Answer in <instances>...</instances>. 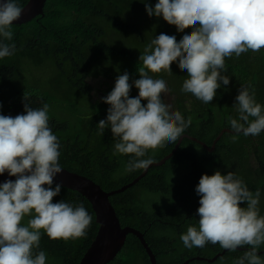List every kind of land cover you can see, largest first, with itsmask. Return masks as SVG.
<instances>
[{"label": "trees", "instance_id": "obj_1", "mask_svg": "<svg viewBox=\"0 0 264 264\" xmlns=\"http://www.w3.org/2000/svg\"><path fill=\"white\" fill-rule=\"evenodd\" d=\"M20 2L25 7L29 0ZM145 2L154 6L156 0H46L41 15L26 24L15 25V54L0 60V115L14 117L22 114L24 93L34 108L49 104V126L61 145L59 162L64 169L81 173L106 192L132 183L144 170L122 174L129 157L114 156L115 141L110 130L106 128L102 134L96 126L106 118L109 106L93 100L95 90L88 78L104 76L113 88L117 77L113 70L116 69L125 70L130 83L139 79V55L157 33L173 34V29L159 18H154V26L146 32L127 23L116 22L119 30L136 32L138 40L127 41L114 28L104 31L100 25L93 27L90 14L112 8L122 15L121 4L126 18ZM105 16L108 17L106 21L114 20L104 12ZM80 20L84 24L79 23ZM191 28L192 25H188L185 30L190 31ZM182 34V31H177L178 39ZM50 65L57 70L54 79H50V88L42 90V76L33 73H41ZM225 67L224 74L230 77V83L217 89V95L209 104L180 91L187 73L178 63L171 67L173 74L167 75L164 71L157 77L151 74L169 83L170 93L176 97V111L186 119L191 117V124L183 135L197 138L211 148L223 129L231 130L226 118L236 117L232 106L241 85L251 83L257 102L264 105V48L257 52L249 50L239 57L235 54L226 57ZM62 84L66 88L65 97L55 92L62 89ZM137 95L135 88L130 90V98ZM51 104L64 107L58 120L51 116ZM232 135L224 133L213 152L185 138L178 153L166 164L150 167L146 178L139 184L111 197L122 227L134 228L144 236L157 264H186L187 261L190 264H233L247 250L248 246H245L229 252L219 243L213 245L210 242L203 248L187 249L179 240L187 225L195 224L199 219L196 216L199 197L194 189L202 174L234 172L250 191L260 190L258 207L260 214L264 215V130L256 137L241 135L235 142ZM178 141L149 150L153 163L169 156ZM62 199L83 203L93 216L92 224L86 237L75 240L51 242L42 235L40 249L46 252L48 264H81L96 238L99 225L90 202L80 192L62 187L52 202ZM165 200L169 203L163 206L167 203L163 202ZM240 207L246 205L241 204ZM257 255L264 257V245L260 246ZM111 264H150V260L138 237L129 235L124 249Z\"/></svg>", "mask_w": 264, "mask_h": 264}, {"label": "clouds", "instance_id": "obj_2", "mask_svg": "<svg viewBox=\"0 0 264 264\" xmlns=\"http://www.w3.org/2000/svg\"><path fill=\"white\" fill-rule=\"evenodd\" d=\"M119 6L122 15L112 8L90 14L93 27L100 25L108 31L102 26L108 19L104 12L109 17L114 14L123 19L124 9ZM23 11L20 0H0V60L15 54L13 22L21 18ZM129 17L135 19V27L145 32L154 26V18L162 19L171 25L173 34L157 33L147 44L138 57L139 79L130 83L129 74L116 69L113 88L104 76L89 78L99 84L98 88L91 84L95 90L93 95L100 98L98 102L109 106L106 118L96 126L102 134L106 128L110 130L115 141L114 156L129 157L122 170L124 175L148 169L154 162L148 155L149 150L154 151L165 143L175 144L191 124V117L186 119L162 99V94L170 92L169 83L151 74L155 77L162 71L173 74L171 67L178 63L187 73L180 91L209 104L217 89L230 83V77L224 74L225 58L264 48V0H156L154 6L147 2L138 5ZM106 22L126 36L128 31L119 30L114 20ZM79 23L84 24L82 20ZM188 25H192L190 31L185 30ZM176 30L183 32L179 39ZM104 82L112 88L109 93L104 91ZM133 88L138 95L130 98ZM23 102L22 114L0 115V175L7 173L15 177L0 183V264H48L46 252L40 249L42 235L51 242L86 237L93 216L83 203L65 199L52 202L63 187L60 183L53 187L54 179L64 168L59 162L60 142L49 126L50 106L44 103L32 107L25 93ZM232 107L236 117L229 116L226 121L233 133V142L241 135L261 134L264 105L257 102L251 83L241 85ZM194 191L199 197L196 210L199 219L180 234L183 246L192 249L203 248L209 242L219 243L229 252L248 246L233 264H264V257L257 255L264 245V215L258 207L260 190L250 191L234 172L222 175L215 171L212 175L202 174ZM112 196L109 203L115 208ZM241 204L246 207H240ZM115 211L117 214L116 208ZM95 217L97 223L96 213ZM117 217L121 223L118 214ZM125 228L131 227H122Z\"/></svg>", "mask_w": 264, "mask_h": 264}, {"label": "water", "instance_id": "obj_3", "mask_svg": "<svg viewBox=\"0 0 264 264\" xmlns=\"http://www.w3.org/2000/svg\"><path fill=\"white\" fill-rule=\"evenodd\" d=\"M45 3L46 0H29L27 5L24 7L21 18L17 22H13L14 25L26 24L34 20L37 16L43 13ZM224 133L233 134L230 130L223 129L217 139L214 141L212 148L202 141L198 140L197 138L191 137L189 135H183L179 139L174 151L169 156L164 158L161 162L153 163L149 166V168L153 166H163L164 164H166L168 160L173 158L178 153L185 138H189L190 140L197 142L205 147L209 152H213L216 143L220 140ZM148 169H146L143 172V175H141L131 185L125 186L122 190L111 193H106L95 182L82 175H79V173L76 172H69L63 169V171L56 176L53 185L60 183L63 185V187H67L82 193V195L92 203L94 211L97 215V223L99 224L100 229L95 242L87 251L85 257L81 261V264L113 263V261L122 251L129 235H135L139 238V241L141 242L149 257L150 264H157L156 257L154 256L152 250L146 244L144 236L134 228L122 229L115 208L109 203L110 196L115 193L124 192L128 188L134 186L147 175ZM5 180H15V177H9L7 173H5L4 175H0V183H3ZM214 260L215 258L212 261ZM212 261H209V263H212ZM186 264H190V261H187Z\"/></svg>", "mask_w": 264, "mask_h": 264}, {"label": "rangeland", "instance_id": "obj_4", "mask_svg": "<svg viewBox=\"0 0 264 264\" xmlns=\"http://www.w3.org/2000/svg\"><path fill=\"white\" fill-rule=\"evenodd\" d=\"M110 17L112 19H114L115 22H124V23L129 24L130 27H133V26L136 25V21L132 17H126V18L123 17V19H120L119 17H117L114 14H110ZM102 26H106L108 28V30H109V28H114L116 31H118L114 25H112V24H110L109 22H106V21H105V23H103ZM136 37L137 36H136L135 33L131 32V31H128L126 36L123 39L129 41V40H135ZM42 70L43 71H40L41 73L34 72L33 74L35 76H42V79H41L42 80V83H41L42 87L40 85V88H42V90H48L50 88V79H54V76H55V73H56L57 69H56V67L54 65H50L48 68L44 67ZM30 79H32V78L30 77ZM88 81L93 85V87H95V88L99 87V84H97L98 81H94V80L89 79V78H88ZM65 89H66L65 85L62 84V89L60 91H55V92L58 94V96L65 97ZM111 90H112V88L108 87V85H106V88L104 89V91L109 93ZM162 96H163L162 99H164L165 102H167V103H171L173 110L176 111V106L174 104L175 100H176V97L174 95H172L169 91L167 93L162 94ZM48 98H49V96H48ZM93 100L94 101H99L100 98L97 97V96H94ZM49 101H50V98H49ZM52 107H53V109L51 111V116L55 117L58 120L61 117L62 113H63L64 107L62 106V104H58L56 106L52 105ZM163 202H167V201L165 200ZM168 203L169 202L164 203L163 206L165 204H168ZM173 206H174V204L171 205V207H173Z\"/></svg>", "mask_w": 264, "mask_h": 264}]
</instances>
